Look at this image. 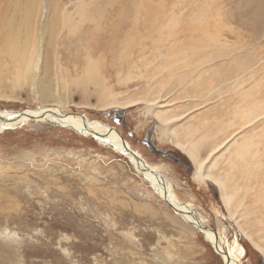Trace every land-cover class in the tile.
Masks as SVG:
<instances>
[{
	"label": "rangeland",
	"instance_id": "obj_1",
	"mask_svg": "<svg viewBox=\"0 0 264 264\" xmlns=\"http://www.w3.org/2000/svg\"><path fill=\"white\" fill-rule=\"evenodd\" d=\"M37 1L7 0L8 6L0 2V75L5 78L0 84V113L49 108L119 131L165 178L176 198L191 205L220 234L225 250L232 251L239 264H264V166L249 180L242 167L232 173L242 189L235 200L243 199L232 216L220 187L211 180L197 181L194 160L177 145L186 141L190 122L198 125L206 114L211 121L225 110L224 119L231 118L243 91L249 103L254 99L264 103L263 8L252 0H81L77 4L58 0L72 14L59 10L50 16L53 0ZM201 10L222 17L223 25L211 21L206 33L194 34L201 51L228 55L227 48L204 36H216V43L242 51L233 55L237 62L231 66L221 58L206 67L210 74L205 76V87L224 84L202 104L209 109L194 112L200 104L195 101L204 99L208 88L198 93L183 88L182 84L189 85L188 77L159 68L160 63L177 59L171 55L158 60L155 46L166 54L168 37L167 42L156 38L169 33L172 40L173 19H180L178 27H182L176 32H182ZM4 12L7 16H1ZM2 22L13 24L7 35ZM256 24L261 28L256 30ZM112 26L125 31L118 33L117 42L108 36L115 34ZM144 44L147 60L130 68ZM205 44L214 47L207 49ZM114 45L117 56L109 57L103 50ZM239 76L245 89L236 94L233 86ZM157 102L162 115L175 117L189 111L192 119L186 114L172 123L174 136L162 135L168 126L147 112V106ZM255 126L263 135L264 118L247 129L252 132ZM215 130L207 126L188 136L187 143L207 137L218 144L222 135L212 136ZM209 145L200 147V160L209 156ZM217 251L113 146L42 118L0 133V264H225Z\"/></svg>",
	"mask_w": 264,
	"mask_h": 264
},
{
	"label": "bare ground",
	"instance_id": "obj_2",
	"mask_svg": "<svg viewBox=\"0 0 264 264\" xmlns=\"http://www.w3.org/2000/svg\"><path fill=\"white\" fill-rule=\"evenodd\" d=\"M0 2H3L4 6H8L7 0H2V1L0 0ZM73 2H76V4H77V3H80L81 0H73ZM37 3H38V1L35 0L34 4H37ZM239 3H242V2H239ZM245 3H247V2H245ZM250 3L258 6L259 9L263 8L262 10H264V0H252ZM235 6H237V4ZM245 6H247V5L244 4V7ZM249 6H250V4H249ZM239 7H240V4H239ZM6 9H8V7ZM59 10H61L62 12H65L66 14H72V13H70V11H68L69 9H68L67 4H61L60 1L53 0L52 5L50 6L48 13L50 12V16H51V15H53L54 12L58 13ZM241 10H243V8ZM246 10H248V9H246ZM254 10H255V8H254ZM202 11L203 10L194 13L192 18L190 17V21H189V25H188L190 27H187L184 30H181L182 32H176V28L179 25L180 19L178 17H177V19H173V22H174L173 23V28H174L173 32L174 33L172 32L173 34L171 35L172 40L168 36L169 33H167V35H163L166 37L160 36V37L156 38V39H163L164 38L163 39L164 42H167V37H168V39L170 41V43H169L170 47L167 49L166 54H164L162 51H160L162 49L155 46V49L157 51L159 50L158 51L159 56L157 58L158 60H160L166 56H171V55L177 59L172 64H170L171 63L170 61H169L170 62L169 64L160 63L159 68L170 71L172 75H182L184 77H188L187 81H188L189 85L186 86L185 84H182L183 88L194 89L197 93L199 90H204V89L206 90L208 88L207 89L208 92H207L206 96H204V99H198L195 101V102L200 103V104L196 105V107L194 108L195 109L194 112H197L201 108H207L205 106H202V104L204 105L210 100L209 95H212L211 93H217V92L219 93L222 89L221 86L224 84V82H223V83H218L217 86L215 85V86H212L211 88H209V86L205 87V76L210 74L207 71L206 67L210 66L213 63V61L219 60L221 58H222V60L228 59L229 64L231 66L233 63L237 62L236 59L233 57V55L235 53H238V56H239L240 52L242 51L241 49H237L235 51H232L233 50L232 46L216 43L214 40L218 37L214 36L215 37V39H214V38H211L209 36H204L205 34L203 35L204 38L211 39L215 43V45H219L225 49L227 48L228 50L224 51V49H223V51L224 52L228 51L227 52L228 55L221 54L223 52H219L217 55H213V54H208V51H201L200 47H198V43H201V42H199V40H197V39H194V34L196 35L197 32L206 33L208 30L207 29L208 24L211 21L214 23H217L216 22V20H217L218 23L221 24L220 18H222V17H219L218 15H212L211 16L209 14L202 12ZM259 11L261 12V10H258V12ZM235 12H238V11H235ZM248 12L246 11L247 15H248ZM240 13L241 12L239 11V14ZM261 13H263V11ZM2 14L3 15H1V16H7V12H4ZM242 14L243 13H241L240 15H242ZM255 14H259V13L256 12ZM255 14H254V16H255ZM260 15L257 16L258 20L261 19ZM207 16H208V19H206ZM253 17H252V19L254 20ZM212 18H214L215 20H211ZM250 18H251V16H250ZM55 19H56V14L54 15V17L52 19V23ZM240 19H243V18H240ZM246 20H247V18H246ZM49 21H51V20H49ZM261 21H264V19H262ZM250 24H248V25H250ZM259 25H260V23H259ZM213 26H215V24H213ZM222 26H220V27H222ZM2 27H4L6 29L7 32L6 31L5 32L7 35L8 31L10 32L12 30L13 24L11 22H8V23L2 22ZM181 27H178V28L181 29ZM251 27H253V26H251ZM113 28L115 29V34L113 32H111V33H108V36L111 38V40L115 39L114 41L117 42L119 40V37H120V35H118V33L124 34L125 31H124V29H119L121 27H116V28L113 27ZM258 28H261V26H258V24H256L255 29L257 30ZM227 29H229V28H227ZM253 29H254V27H253ZM200 35L202 37V34H200ZM257 39H261V38H257ZM86 41H88V40H86ZM80 42L81 41L79 40V43ZM171 42H172V44H171ZM90 46H93V45L90 44ZM204 46L207 49L209 47H211V48L214 47V46H211L210 44H205ZM93 47H95V46H93ZM101 47H102V45H101ZM145 47H146L145 44H144V46H140L138 53H137L138 57L137 56H136L137 58L134 57L133 63H132L130 68L137 66L139 61L147 60V55H146L147 51L144 50ZM229 47H232V48H229ZM89 50H90V52H92L90 48H89ZM92 50H93V48H92ZM103 51L109 57L117 56V53L115 51V45L110 47V48L104 49ZM125 51L126 50H124V49L122 50V52H125ZM119 54L120 53H118V57H119ZM134 55H136V54H134ZM194 55L196 56V58L194 57ZM135 59H137V61H135ZM124 62H125V59L121 58V63L123 64ZM179 65H180V68H177ZM221 65H223V64H221ZM122 67H123V65H122ZM212 67H214V66H212ZM210 68H211V66L208 67V69H210ZM251 69L248 68L249 71ZM129 73H130L129 74V76H130L131 70L129 71ZM241 76H243V75H241ZM241 76H239L234 82L233 87H235L236 94H237V90L239 92H241L245 89V88L243 89V87H244L243 83L245 81L242 80ZM5 77H6V75H5ZM4 81H5L4 76L0 75V84H3ZM229 81L231 82V79H229ZM244 92L245 91H243L242 93L247 96V94H246L247 92L246 93H244ZM242 93H240V94H242ZM243 94H242V98H241L242 99L241 104H237V105H235V107L232 104V106L234 107L232 110L233 112L231 114L232 117L229 118L228 120L224 119V117H225V110H224V114L218 118H214L213 120H211L212 122L208 118V114L205 115L204 119H202L198 122L199 123L198 125L194 126L193 122H190V125L188 126V128H189L188 136L189 137L194 136L197 133H200L201 130L202 131L205 130L207 128V126H213L216 130L212 131V133H211L212 136H214L215 138H219L218 134L222 135L221 141L218 144H211L207 137L202 138L201 141H199L195 144H192V145L187 143V141H189L188 136L186 137L185 142H181V141L177 142L176 141L177 145L179 147H181L185 152H187L195 162L196 170L194 173V178L197 181L202 182V183H207V181L211 180V182H214L215 184H217L220 187V189L222 191L221 196H223V200H224L226 206L229 208L232 216H235L238 213V211L241 207V203L243 202V199L242 200H235L237 198L236 195L242 189L239 187L241 185H239L237 182H235L236 177L234 175H232V173L234 171L235 172L239 171V169L242 167L244 169L245 173L248 175V177H246V179L249 180V178L251 179V176L253 177L254 172L256 170H259L261 168L263 169V166H264V162L261 161V158L264 156V140H263L264 139V128L261 127L263 129H261L262 132H260L263 135H259L260 130H258L257 129L258 127L256 128V126L252 132H249L250 130L247 129L251 125H253L254 123H256L259 120H262L264 118V103L257 101V99H254L253 103H249V101L243 99ZM109 101H110V99H109ZM131 103L132 102H129V104H131ZM112 105H120V104L114 102ZM125 105H128V104H125ZM103 107H105V106H103ZM161 109H162V107L160 106V104L158 102L154 103V104H149L147 106V112L148 113H155V115L161 121V123L168 126V127L163 129L162 135H167V134H171L173 136L175 135V133H174L175 127L173 128L174 124H172L175 120L182 119L183 117L188 116V115H191V117L189 119H192L193 113L190 112L192 114H188L189 111H187L181 115L175 116V117H168L170 114L162 115ZM207 109H209V107ZM190 111H193V110H190ZM186 114H188V115H186ZM196 114H198V113H196ZM78 117L79 118H76L75 116L64 113L61 110H53V109H49V108H41V109L35 110V111H26L25 113L20 114V115L11 114L10 112H6L4 114L0 113V133L2 131H4L6 128L15 127L18 123H22L25 120L27 121V120H30L31 118H33V119L42 118L44 120H47V121L52 122L54 124H57L59 126H65V127L74 129L80 133L85 131V130L95 132L93 134L97 136L96 139L101 141L103 144H108V145L113 146L115 149L124 153V155L128 156V158H130V159H132L131 153L134 152L135 156H136V160H138V162L140 164L144 163L142 166H145L148 170L155 171L156 173L159 174V171L157 169L151 168L148 165L147 161L144 159V157L138 151H135L132 148V146L128 143V141H126V139L123 137L122 133H120L119 131H117L115 129L110 128L109 126L101 124L99 122H91L89 119L82 117V116H78ZM237 119L239 120V123H237V121H236ZM232 127H236V128L238 127V128L236 131L230 132L229 129ZM246 129L248 131H246ZM242 131L246 132V133H244L245 135L238 137L239 135H241ZM175 132H177V131H175ZM85 134L89 135V133H85ZM175 138H176V136H175ZM205 145L206 146L209 145V151L207 153L209 156L207 158H204L203 160H200L199 159L200 147L205 146ZM261 148L263 150H261ZM204 150H206V149L204 148ZM262 152H263V155L261 154ZM222 163L224 165H226V168L221 169ZM144 175L146 176L147 181H149L151 183L152 187L155 189V191L161 196V198L164 201H165V199H167L171 203L180 207V209L190 218V220L194 222V224L196 225V226H193L194 228L197 229V226H198L199 228L205 229V233H204L205 237L208 239L209 242H211L218 249V252H220L222 254L225 264H239L240 259L236 258L232 251L227 252L225 250V248L223 246L224 245L223 241L220 237V234L214 232V230H212L209 226H207V224L205 223L206 221L201 219L198 216V214L191 207V205L190 206H189V204L185 205L184 203L180 202L176 198V196L171 192V189H170L166 180L165 181H166V185H167L168 195H166V189L163 185V182L158 179V176L154 172H147ZM229 182L233 183V184L229 185ZM246 190H248V189H246ZM259 246H260L259 248L263 250L262 246L261 245H259ZM239 247H240L239 250H243V247H241L240 245H239ZM241 254H242V251H241Z\"/></svg>",
	"mask_w": 264,
	"mask_h": 264
},
{
	"label": "water",
	"instance_id": "obj_3",
	"mask_svg": "<svg viewBox=\"0 0 264 264\" xmlns=\"http://www.w3.org/2000/svg\"><path fill=\"white\" fill-rule=\"evenodd\" d=\"M7 111H3L1 114H4V113H6ZM11 114H17V115H20V114H23V113H14V112H10ZM25 113V112H24ZM81 133H83V134H85V133H89V135H91L92 137H94V138H96L97 136L96 135H94L93 133H95V132H92V131H87V130H85V131H83V132H81ZM88 135V134H87ZM98 140V139H97ZM131 156H132V159H131V161L133 162V164H134V166L136 167V169L137 170H139L140 172H142L143 174H145V173H147V172H154L157 176H158V179L160 180V181H162L163 182V185H164V187H165V189H166V195H168V190H167V185H166V181H165V179H164V177L163 176H161L160 174H158V173H156L155 171H150V170H148L145 166H142L144 163H139L138 162V160H136V156H135V153L134 152H132L131 153ZM139 163V164H138ZM165 201L168 203V205L176 212V213H178L179 215H181L184 219H185V221L187 222V223H189V224H191V225H193V226H196L195 224H194V222L193 221H191L190 220V218L180 209V207H178V206H176L175 204H173V203H171L169 200H167V199H165ZM199 227L197 226V229H198ZM201 233H205V229H202V228H199L198 229ZM205 235V234H204ZM208 240V239H207ZM216 248V247H215ZM217 249V248H216ZM218 250V249H217ZM218 252V251H217ZM219 254H221L220 252H218ZM222 255V254H221Z\"/></svg>",
	"mask_w": 264,
	"mask_h": 264
}]
</instances>
